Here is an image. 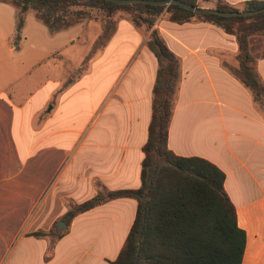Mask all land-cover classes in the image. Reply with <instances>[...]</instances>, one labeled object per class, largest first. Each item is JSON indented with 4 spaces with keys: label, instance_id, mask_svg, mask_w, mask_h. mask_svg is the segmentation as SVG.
<instances>
[{
    "label": "crops",
    "instance_id": "obj_1",
    "mask_svg": "<svg viewBox=\"0 0 264 264\" xmlns=\"http://www.w3.org/2000/svg\"><path fill=\"white\" fill-rule=\"evenodd\" d=\"M249 1L226 0L239 9ZM10 7L0 2V264H113L137 200L107 201L69 224L62 218L99 192L141 186L159 67L146 44L150 32L125 12L113 16L114 31L101 40L106 22L96 18L52 31L34 11L40 22H31L28 11L14 45ZM154 28L180 60L168 147L225 173L247 237L242 264H264V95L255 101L237 77L234 35L208 22L178 24L167 14ZM250 51L264 85V36L251 37ZM53 59L61 77L29 82Z\"/></svg>",
    "mask_w": 264,
    "mask_h": 264
},
{
    "label": "trees",
    "instance_id": "obj_2",
    "mask_svg": "<svg viewBox=\"0 0 264 264\" xmlns=\"http://www.w3.org/2000/svg\"><path fill=\"white\" fill-rule=\"evenodd\" d=\"M179 1L204 7L197 0ZM213 1L212 8L222 12L264 8V0L249 1L243 9L229 5L226 0ZM0 2L19 10L17 39L28 11H34L50 30L58 31L89 17L86 10H72V7L99 9L106 17L101 40H107L114 31L112 18L115 13L125 11L135 26L147 27L150 35L146 44L158 60L149 136L143 147L141 186L138 189L99 192L68 211L62 220L69 224L77 215L107 201L133 198L138 202L136 218L126 244L113 264H242L247 237L238 225L235 206L225 191V173L206 159L178 156L168 147L173 98L180 80V60L154 26L163 14H167L170 21L178 24L208 22L234 35L239 45L236 75L252 91L253 99L260 101L264 85L252 65L254 58L250 51V39L264 36V12L224 17L198 14L175 4L168 7L123 5L108 0Z\"/></svg>",
    "mask_w": 264,
    "mask_h": 264
},
{
    "label": "rangeland",
    "instance_id": "obj_3",
    "mask_svg": "<svg viewBox=\"0 0 264 264\" xmlns=\"http://www.w3.org/2000/svg\"><path fill=\"white\" fill-rule=\"evenodd\" d=\"M199 3L201 5H205L204 7H207L206 3L203 1V0H200ZM213 3L215 4V1H213ZM11 10H13L15 12V20L14 22H17L18 23V16H19V10L15 7H10ZM72 10H86L87 12H89V17L87 19H93V18H96L98 22H103V25L105 24L104 22H106V17H105V13H103L102 11H100L99 9H96V8H87V7H83V6H76V7H72L71 8ZM119 13H125V11H122V10H119L117 11L115 14H119ZM30 18H31V22H40L36 19L35 15H34V12L33 11H29V15H28ZM85 20V19H84ZM41 26H43V28H46L44 27V25L42 23H40ZM96 27V29L98 30L99 28V24H95L94 25ZM48 30V29H47ZM96 30V31H97ZM95 35V31L94 30H91L90 33H88V38L90 39V36H94ZM17 33L13 36L12 38V43L14 45H17L19 43V39H17ZM92 40V39H90ZM88 43V42H86ZM95 46L98 45L101 46L102 44L101 43H98V40L95 42ZM87 46H90V44L88 43ZM255 52L256 54H259L260 52H262V43H260L258 40L255 42ZM87 49V47H81L80 48V51L82 50H85ZM54 59L53 61L51 60L49 63H47L43 69H42V72L41 71H36L32 74L31 77H29V82H32V84H36V83H39L41 81H48V82H52L54 80H56V78H59L61 77V67L59 68V63L56 65H54ZM60 224H62V221H60L58 223V227H60ZM52 230V233L53 232H56L57 231V225L54 224L53 227L51 228ZM52 239L54 238V236H50Z\"/></svg>",
    "mask_w": 264,
    "mask_h": 264
},
{
    "label": "water",
    "instance_id": "obj_4",
    "mask_svg": "<svg viewBox=\"0 0 264 264\" xmlns=\"http://www.w3.org/2000/svg\"><path fill=\"white\" fill-rule=\"evenodd\" d=\"M110 2H114L116 4H123V5H127V4H151V5H156V6H165L168 7L170 5H180L184 8H186L187 10L196 12L198 14H214V15H219V16H224V17H234V16H250V15H255L261 12H264V8L259 9V10H255V11H245V12H222V11H218L216 9L213 8H207V7H195L191 4H187L184 3L182 1L179 0H108ZM63 224V222H62ZM64 225V224H63ZM61 226V224H60ZM59 229H61L59 227Z\"/></svg>",
    "mask_w": 264,
    "mask_h": 264
},
{
    "label": "built area",
    "instance_id": "obj_5",
    "mask_svg": "<svg viewBox=\"0 0 264 264\" xmlns=\"http://www.w3.org/2000/svg\"><path fill=\"white\" fill-rule=\"evenodd\" d=\"M198 2L200 1V0H197ZM208 1H212V0H208Z\"/></svg>",
    "mask_w": 264,
    "mask_h": 264
}]
</instances>
